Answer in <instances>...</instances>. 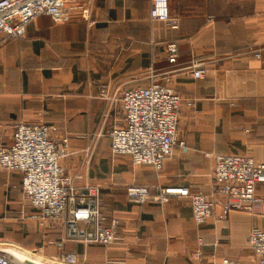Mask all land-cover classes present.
I'll use <instances>...</instances> for the list:
<instances>
[{
	"label": "crops",
	"instance_id": "1",
	"mask_svg": "<svg viewBox=\"0 0 264 264\" xmlns=\"http://www.w3.org/2000/svg\"><path fill=\"white\" fill-rule=\"evenodd\" d=\"M169 5L176 27L151 19V0H93L89 19L42 15L23 36H1L0 141L10 144L21 122L56 125L58 139L69 136L63 167L77 187H100L103 211L119 220L122 237L109 246L70 238L69 216L40 220L32 217L38 213L32 206L24 225L22 176L0 169L1 253L10 254L6 245L16 243L52 258L78 253L88 264L256 263L248 235L254 226L264 228V183L256 185L261 203L253 211L233 210L223 219L216 208L203 225L188 198L135 204L127 197L131 185L187 186L211 194L213 154L249 155L264 163V0ZM169 42L178 46L175 64L168 60ZM192 63L208 67L209 75L195 78ZM153 82L183 98L178 131L186 146L161 171L113 155L108 133L124 123L123 92ZM76 228L91 231L85 220ZM47 239L64 245L58 249ZM196 250L200 259L193 256Z\"/></svg>",
	"mask_w": 264,
	"mask_h": 264
},
{
	"label": "built area",
	"instance_id": "2",
	"mask_svg": "<svg viewBox=\"0 0 264 264\" xmlns=\"http://www.w3.org/2000/svg\"><path fill=\"white\" fill-rule=\"evenodd\" d=\"M93 0H0L1 36L18 38L26 33L28 24L36 17L47 15L54 21H66L79 14L89 19ZM152 20L178 26L170 12L169 0H151ZM168 60L178 59L176 42L167 44ZM260 56V53H256ZM189 68L195 78L209 75L208 67L192 63ZM107 89L101 90L106 96ZM124 123L114 126L108 133L113 155H126L136 166L149 165L161 171L165 161L178 148L186 146L179 137L182 95L173 87L160 82L126 89L121 97ZM59 128L48 123H24L15 126L12 142L0 141V169L21 174V191L29 205L38 213L32 217L40 220H59L69 216L70 238H81L87 243L109 246L121 240L119 220H109L102 208L101 189L95 185L77 187L72 175L61 161L69 152V136L56 138ZM213 192L205 194L192 191L187 186L156 187L131 185L127 188L130 202L165 203L170 197L188 198L198 225L205 224L216 208L219 218H226L233 210L253 211L261 203L257 183H264V163L249 155L213 154ZM154 190V191H153ZM85 220L91 226L88 233L78 232L76 223ZM248 241L257 257L255 264H264V228H251ZM48 243L62 249L64 241L49 239ZM196 259L201 250L193 252ZM64 264H77V254L61 257ZM0 264H16L0 252ZM221 264H231L224 259Z\"/></svg>",
	"mask_w": 264,
	"mask_h": 264
},
{
	"label": "rangeland",
	"instance_id": "3",
	"mask_svg": "<svg viewBox=\"0 0 264 264\" xmlns=\"http://www.w3.org/2000/svg\"><path fill=\"white\" fill-rule=\"evenodd\" d=\"M179 137H181L180 136V134H179ZM182 138V137H181ZM183 139V138H182ZM185 141V140H184ZM186 143V142H185ZM23 198H24V196H23ZM22 198V207H24V205H25V217H24V219L26 218V219H28V217H29V215L31 214V206L27 203L28 201L25 199V201H24V199ZM20 210H22V208L20 209ZM16 210H14L13 212H15ZM18 211V210H17ZM19 212V211H18ZM22 215V213H19V217ZM13 218H15V216L13 217ZM12 218V219H13ZM23 220V222L22 223H24V225L26 224V222H27V220ZM11 231L12 232H14L15 231V228H14V226H13V224H12V228H11ZM20 235L21 234H19V237H20ZM15 239V238H14ZM16 244V243H15ZM14 243H10V244H8V245H6V249L7 250H9L10 248H13V247H17V245H15ZM46 244L47 245H51V244H49L48 243V239L46 240ZM54 246V245H53ZM20 247V246H19ZM23 248V247H22ZM28 251H31L32 253H34V254H39L40 256H42V259H43V262L44 263H46V264H64L62 261H61V257H63L64 255H66V254H64V255H62V256H60V257H55V258H52L51 256H47V255H45V254H43L40 250H28ZM7 256H8V258L10 259V260H12L14 263H16V264H18L17 262H15L14 260H13V258H11V256L6 252L5 253ZM68 254H77L78 255V262H77V264H88L87 263V261H85L84 260V258L82 257V256H80L78 253H68Z\"/></svg>",
	"mask_w": 264,
	"mask_h": 264
},
{
	"label": "bare ground",
	"instance_id": "4",
	"mask_svg": "<svg viewBox=\"0 0 264 264\" xmlns=\"http://www.w3.org/2000/svg\"><path fill=\"white\" fill-rule=\"evenodd\" d=\"M9 253L11 258L18 264H46L43 262L42 256L34 254L27 249L13 247L9 249Z\"/></svg>",
	"mask_w": 264,
	"mask_h": 264
}]
</instances>
